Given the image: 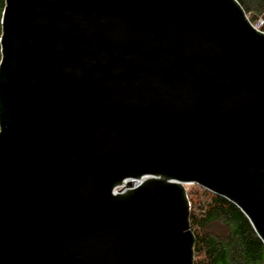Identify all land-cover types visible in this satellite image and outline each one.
<instances>
[{
    "label": "water",
    "instance_id": "water-1",
    "mask_svg": "<svg viewBox=\"0 0 264 264\" xmlns=\"http://www.w3.org/2000/svg\"><path fill=\"white\" fill-rule=\"evenodd\" d=\"M1 24L0 264H193L188 183L264 241V32L236 0H5Z\"/></svg>",
    "mask_w": 264,
    "mask_h": 264
},
{
    "label": "trees",
    "instance_id": "trees-1",
    "mask_svg": "<svg viewBox=\"0 0 264 264\" xmlns=\"http://www.w3.org/2000/svg\"><path fill=\"white\" fill-rule=\"evenodd\" d=\"M236 1L250 22L262 19L259 29L264 32V0ZM4 6L5 0H0V36ZM187 203L189 228L194 236L193 255L200 256L193 264H264V241L239 206L212 193L209 201L201 206L200 215H194L188 199Z\"/></svg>",
    "mask_w": 264,
    "mask_h": 264
},
{
    "label": "rangeland",
    "instance_id": "rangeland-1",
    "mask_svg": "<svg viewBox=\"0 0 264 264\" xmlns=\"http://www.w3.org/2000/svg\"><path fill=\"white\" fill-rule=\"evenodd\" d=\"M258 20L253 22V24H257L258 28H260V24H258ZM185 193L187 199L189 201L190 210L194 213V215H200L201 206L210 199V194L213 192L203 188L202 186L196 183H188L184 185ZM194 229V227L192 228ZM200 256L194 254L193 260H199Z\"/></svg>",
    "mask_w": 264,
    "mask_h": 264
},
{
    "label": "built area",
    "instance_id": "built-area-1",
    "mask_svg": "<svg viewBox=\"0 0 264 264\" xmlns=\"http://www.w3.org/2000/svg\"><path fill=\"white\" fill-rule=\"evenodd\" d=\"M247 16V15H246ZM247 18H248V16H247ZM248 20H249V18H248ZM250 21V20H249ZM256 29H259L258 28V26H257V24H253L252 22H250ZM261 23H262V19L261 18H259V20H258V24H260L261 25ZM124 187V189H125V186H124V184L122 183V184H119V185H117V186H115L114 187V193H116V192H118L121 188H123Z\"/></svg>",
    "mask_w": 264,
    "mask_h": 264
}]
</instances>
